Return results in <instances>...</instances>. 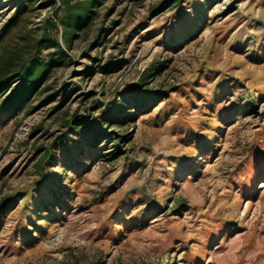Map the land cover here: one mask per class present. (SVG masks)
<instances>
[{
  "label": "rangeland",
  "instance_id": "1",
  "mask_svg": "<svg viewBox=\"0 0 264 264\" xmlns=\"http://www.w3.org/2000/svg\"><path fill=\"white\" fill-rule=\"evenodd\" d=\"M21 1L0 60L55 62L0 108V264H264V0Z\"/></svg>",
  "mask_w": 264,
  "mask_h": 264
},
{
  "label": "trees",
  "instance_id": "2",
  "mask_svg": "<svg viewBox=\"0 0 264 264\" xmlns=\"http://www.w3.org/2000/svg\"><path fill=\"white\" fill-rule=\"evenodd\" d=\"M33 1L34 0H22L18 13L28 10ZM85 1L84 4L77 3L68 9L67 23L75 31L84 29L89 25L95 14L93 8L100 0ZM16 18L17 17H15V19ZM20 56L21 54H12L10 58L3 59V61L0 60L1 113H8L10 110L17 109L22 103L27 102L39 85L45 81L53 63L55 62V60L52 59L47 63L42 64L40 69L37 70L36 67H21V65L17 63ZM150 98L152 97L146 96L143 99L141 98L138 107L144 106L143 104ZM121 107V104L119 105V103H116L110 112L115 113L120 110ZM75 125L77 126V123H75ZM89 133H91L92 138L96 139V141L103 138L100 136V125L94 126L92 130H89Z\"/></svg>",
  "mask_w": 264,
  "mask_h": 264
}]
</instances>
